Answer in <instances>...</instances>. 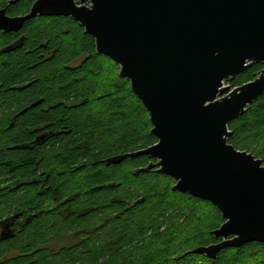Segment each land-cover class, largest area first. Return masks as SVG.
I'll list each match as a JSON object with an SVG mask.
<instances>
[{"label": "trees", "instance_id": "trees-1", "mask_svg": "<svg viewBox=\"0 0 264 264\" xmlns=\"http://www.w3.org/2000/svg\"><path fill=\"white\" fill-rule=\"evenodd\" d=\"M9 1L0 0L7 15L27 13L28 2L7 6ZM21 34L20 48L0 53L5 56L0 63V186L14 180L21 185L9 193L0 188V218L35 217L13 238L0 241V264H97L103 252L114 254L112 264H122L123 249L137 241L145 243L152 231L151 251L142 252L139 247L133 264H264V245L257 243L222 250L214 259L184 255L221 241L211 235L223 223L220 212L207 201L183 194L187 200L166 202L160 185H165L163 180L171 185L169 177L153 170L131 174L154 162L148 157L104 164L111 157L146 149L157 141L151 134L149 114L129 83L113 71L102 74L93 40L65 18L25 22ZM0 36V50L14 41ZM78 57H85L84 63L68 69L69 62ZM262 68L253 65L226 84L238 87L250 82ZM40 99L42 104L22 112ZM70 101L73 106L65 105ZM42 127L60 134L42 147L16 148L27 144ZM228 129L229 145L264 164V93ZM39 171L48 172L52 191L71 189L72 202L41 211L34 202L39 196L34 191ZM167 193L179 195L170 189ZM179 200L187 203L185 207L196 204L194 219L185 225L174 221L170 229L159 232V216L171 205L181 209ZM208 207L218 218L210 216ZM200 223L206 225L197 230ZM180 230L189 233L187 239H182ZM194 241L198 244L189 249Z\"/></svg>", "mask_w": 264, "mask_h": 264}, {"label": "water", "instance_id": "water-1", "mask_svg": "<svg viewBox=\"0 0 264 264\" xmlns=\"http://www.w3.org/2000/svg\"><path fill=\"white\" fill-rule=\"evenodd\" d=\"M4 14L3 32L36 17H69L96 55L118 67L157 141L104 164L148 157L154 162L133 176L169 177L172 192L207 201L222 216L211 232L221 241L184 255L214 259L225 249L264 245V164L227 143L229 123L264 93V0H36L23 17ZM253 65L263 68L252 81L226 85Z\"/></svg>", "mask_w": 264, "mask_h": 264}, {"label": "flooded vegetation", "instance_id": "flooded-vegetation-1", "mask_svg": "<svg viewBox=\"0 0 264 264\" xmlns=\"http://www.w3.org/2000/svg\"><path fill=\"white\" fill-rule=\"evenodd\" d=\"M11 1H9L7 3V6L14 5V4H10ZM35 1L36 0H21V1H18L16 3L28 2L29 9H30L31 5ZM77 6H86V7H88L89 6V2H86L84 4H78ZM29 9H28L26 14H24V15H15V16L7 15L6 14V10L3 9V8H0V11L1 10H5V14L4 15L6 17L14 18V17H23V16L27 15L29 13ZM58 18H65V19L73 22L74 24H76L78 26V24L76 22H74L73 20H71L69 17H61V16L60 17H36V18L30 19L28 21H31V20L32 21H34V20L36 21V20H40V19H58ZM28 21H26V22H28ZM23 26H24V24L22 25L21 29L19 31H17V32H3V31L0 30V35L9 36L11 39H14V41H11L7 45H5L2 48V50H0V53L4 52V53L7 54V53H10L12 51H15L17 48H20L22 46V43H23V40H24V35L21 34V30H22ZM79 28L84 33L83 28H81V27H79ZM94 51H95V49H94ZM96 56L99 57V56H102V55H96ZM103 57H105V56H103ZM47 58H49V57H47ZM4 59H5V56L2 55L0 57V63H2L4 61ZM75 60L79 61L77 63V65L76 64L74 65L72 63ZM84 61H85V57L84 58L78 57V58L72 59L69 62V65L67 67H68V69H75L76 67H78L82 63H84ZM227 85H230V84H227ZM71 101L70 102H66L65 105H67L68 107L69 106H73V104H71ZM42 103H43V99H40V100L36 101L34 104L30 105L28 108L23 109L22 112L25 111L26 109H32L34 107H37L38 105H40ZM17 116H18V114L15 115L14 118L11 120V122L9 124V127L12 126L13 121L15 120V117H17ZM1 126H3V125L0 124V127ZM1 132H2V129H0V138H1V134H2ZM34 133L35 134L32 137V139L29 142H27V144L29 143V146L27 144L23 143V144H21L19 146H16V148H19V149L23 150V149H26V148L30 147V144L31 145L34 144V145H37L38 147L39 146L42 147L49 139L59 135L60 131H57V130H54V129H49L48 127H42V128H40L38 130H35ZM70 171H73V170H70ZM49 177L50 176L48 175V172H47L46 175H44L43 171H41V172L39 171L38 172V176L35 179L36 182L34 183L35 184V187H34L35 188L34 189L35 194L39 195L38 199L34 200V202H36L37 206L41 207V209H40L41 211H45V212H49V211H52V210H57L59 206H63V205L71 203L72 202L71 200L74 198V194L70 193L71 189H69V188H64V189L61 188V190H60L61 193H58L56 190L52 191V187L49 186V183H47V180H48ZM20 186H21L20 182L18 183L17 180H14L13 182L10 181V182H8V183H6L4 185H1L0 188H2V189L7 188L6 192L9 193L12 190L15 191V190L21 188ZM24 187L25 186H22L23 191H24ZM34 217H35L34 214H26L25 216H23V215H21V216L15 215V216H11L9 218L1 217L0 218V241L1 240L2 241L7 240L8 238H13L14 234L18 233L19 231H21L23 229H25V227L31 222L32 218L34 219ZM43 248H46V247H42V249Z\"/></svg>", "mask_w": 264, "mask_h": 264}, {"label": "rangeland", "instance_id": "rangeland-1", "mask_svg": "<svg viewBox=\"0 0 264 264\" xmlns=\"http://www.w3.org/2000/svg\"><path fill=\"white\" fill-rule=\"evenodd\" d=\"M98 60H99L100 65L103 69V72H102L103 75L107 74V72L113 71V74L119 78V76H118L119 69L111 60H109V58L99 56ZM78 62L79 61L75 60L72 63L74 65L75 64L77 65ZM111 63H113L116 66V68L113 67ZM123 176H126V175L124 174ZM163 181H165L166 183H165V185L163 183L160 185V190H161L160 192L164 195L163 199L166 202H170V200H177V199H182L184 201L187 200L186 197L181 196L182 194L175 195V196H173V194L169 195L167 193V190L170 189V191H171V188L173 186V182L170 185L167 180H163ZM166 185L168 186L167 190L165 188ZM156 189H159V188L157 187ZM161 193H159V194H161ZM182 200H179V201H182ZM188 201H190V200H188ZM186 204L187 203H184V202H183V204L181 203V205H182V206L180 205L181 209L175 205H171L166 210L163 211V213L158 218L159 220L162 221V222L160 221L162 223V227H161L159 232H162L166 229L167 230L170 229V226H171V224L173 225L174 221H176L180 224L182 223V225H185V224L189 223L192 219H194V214L198 212L197 207L195 206L196 204L193 202H190V205L185 207ZM205 209H208L207 210V212H208L210 210V207L205 208ZM210 213H211L210 216L213 219L218 218L217 215L215 213H213L211 210H210ZM204 225H206V224L200 223L197 230H201ZM180 232L182 233V239H184V240L187 239V236L189 235V233L185 234L184 231L182 232L181 230H180ZM152 241H153V231L150 233L149 236H147V238L145 239V243H143L141 241H137L136 243L125 247V249H123V252L121 253V256L123 259L122 264H133L132 260H135V261L137 260V258L135 257V254H136V250L139 247H141L142 252L151 251L150 249H151ZM197 244H198L197 241H194V243L192 242L191 244L188 245L189 249H193L192 247H195ZM113 258H114L113 253L108 254V253L103 252L102 254L98 255V257L96 258L97 261H95V263L97 262V264H109V263L112 264L113 260H114Z\"/></svg>", "mask_w": 264, "mask_h": 264}]
</instances>
